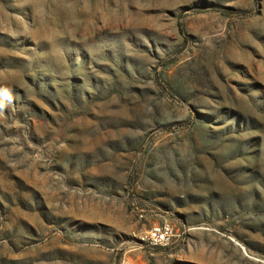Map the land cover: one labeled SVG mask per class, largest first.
<instances>
[{"label":"rangeland","instance_id":"374dc122","mask_svg":"<svg viewBox=\"0 0 264 264\" xmlns=\"http://www.w3.org/2000/svg\"><path fill=\"white\" fill-rule=\"evenodd\" d=\"M0 264H264V0H0Z\"/></svg>","mask_w":264,"mask_h":264},{"label":"built area","instance_id":"2783aa9c","mask_svg":"<svg viewBox=\"0 0 264 264\" xmlns=\"http://www.w3.org/2000/svg\"><path fill=\"white\" fill-rule=\"evenodd\" d=\"M177 235L172 224L163 222L150 226L145 239L150 246H169L176 241Z\"/></svg>","mask_w":264,"mask_h":264}]
</instances>
